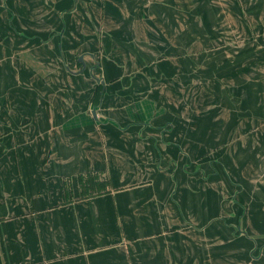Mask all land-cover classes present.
Instances as JSON below:
<instances>
[{
    "label": "crops",
    "instance_id": "0c3cea01",
    "mask_svg": "<svg viewBox=\"0 0 264 264\" xmlns=\"http://www.w3.org/2000/svg\"><path fill=\"white\" fill-rule=\"evenodd\" d=\"M181 9L0 0V264H264L261 93Z\"/></svg>",
    "mask_w": 264,
    "mask_h": 264
},
{
    "label": "rangeland",
    "instance_id": "374dc122",
    "mask_svg": "<svg viewBox=\"0 0 264 264\" xmlns=\"http://www.w3.org/2000/svg\"><path fill=\"white\" fill-rule=\"evenodd\" d=\"M178 1L182 3L180 11L185 20L188 17L194 20L199 17L201 54L216 51L213 61L217 65L216 72L229 74L232 82H247L248 90L253 94L258 89L261 93H258V108H262L264 114V0ZM186 27L185 25V30ZM245 64L249 70L246 73L240 71ZM257 127L264 131V120L259 121ZM256 140L257 136L252 138L253 143ZM258 140L264 141V136ZM254 149L255 151L251 149L250 152L254 159L248 157L244 160L251 168H245L241 173L249 177L252 183L256 179L262 181L253 183L252 186L263 189L264 192V144L263 148L257 146ZM261 149L262 152H257ZM241 173L239 170V175ZM247 199L254 200L251 192ZM262 202L264 205V199ZM250 207L256 208V203L249 202L246 208ZM262 237L264 238V234Z\"/></svg>",
    "mask_w": 264,
    "mask_h": 264
},
{
    "label": "trees",
    "instance_id": "16d2710c",
    "mask_svg": "<svg viewBox=\"0 0 264 264\" xmlns=\"http://www.w3.org/2000/svg\"><path fill=\"white\" fill-rule=\"evenodd\" d=\"M82 180V179H81ZM101 181H103V180H101ZM96 181H94L93 180V178H91V177H87L84 181H83V183H82V186L81 187H83V189H82V191H83V194H86V190H88V189H90L91 188V186H94V185H96ZM98 185H103L104 184V182H99L98 181Z\"/></svg>",
    "mask_w": 264,
    "mask_h": 264
}]
</instances>
